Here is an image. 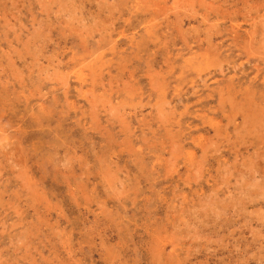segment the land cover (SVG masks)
<instances>
[{
	"label": "rangeland",
	"instance_id": "1",
	"mask_svg": "<svg viewBox=\"0 0 264 264\" xmlns=\"http://www.w3.org/2000/svg\"><path fill=\"white\" fill-rule=\"evenodd\" d=\"M263 177L264 0H0V264H264Z\"/></svg>",
	"mask_w": 264,
	"mask_h": 264
},
{
	"label": "bare ground",
	"instance_id": "2",
	"mask_svg": "<svg viewBox=\"0 0 264 264\" xmlns=\"http://www.w3.org/2000/svg\"><path fill=\"white\" fill-rule=\"evenodd\" d=\"M241 71V70H240ZM222 94V93H221ZM217 97V96H216ZM219 98V97H218ZM238 101V100H237ZM223 104V103H222ZM225 114V113H224ZM246 122V121H245ZM249 141V140H248ZM236 157V156H235ZM255 157V156H254ZM258 162V161H257ZM260 163H262V162H260ZM256 174V173H255ZM264 178V177H263Z\"/></svg>",
	"mask_w": 264,
	"mask_h": 264
}]
</instances>
